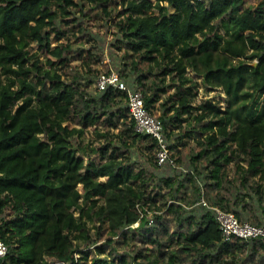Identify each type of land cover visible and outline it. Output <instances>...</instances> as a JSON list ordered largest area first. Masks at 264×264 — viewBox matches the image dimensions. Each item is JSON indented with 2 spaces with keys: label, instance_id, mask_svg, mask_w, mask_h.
<instances>
[{
  "label": "trees",
  "instance_id": "obj_1",
  "mask_svg": "<svg viewBox=\"0 0 264 264\" xmlns=\"http://www.w3.org/2000/svg\"><path fill=\"white\" fill-rule=\"evenodd\" d=\"M246 3L0 0V236L8 247L0 264H131L111 252L131 236L155 247L137 249L132 262L264 264L261 240H224L210 207L264 224L253 210L256 201L264 213V101L252 105L264 92V0ZM87 10L106 23L115 16L113 43L133 54L116 72L158 112L176 165L157 163L156 141L135 130L125 92L93 94L80 76H64L70 34L84 30ZM199 77L221 88L224 107L194 102ZM94 124L97 146L82 138ZM186 138L190 151L176 156Z\"/></svg>",
  "mask_w": 264,
  "mask_h": 264
},
{
  "label": "rangeland",
  "instance_id": "obj_2",
  "mask_svg": "<svg viewBox=\"0 0 264 264\" xmlns=\"http://www.w3.org/2000/svg\"><path fill=\"white\" fill-rule=\"evenodd\" d=\"M258 0H247L246 5H254L257 3ZM172 9V8H170ZM88 13L84 17H81L82 26H84V30L79 33L77 29L75 28L74 33L70 34V42L73 44V48L70 52V56L72 57L71 61L69 62L68 66L64 69L67 73L64 76L68 77L69 79L73 75L80 76V81L83 85H87V89L90 93H97V90H99L96 87V81L98 77L107 71L114 70L117 71V69H121L124 64H128L131 59L133 58V54L129 51L127 47H121L117 48L115 44L113 43L115 35L113 34V31L116 30L115 26L113 25V22L115 20V16L108 21L105 22L104 18L101 14H99V10H87ZM78 15V13H77ZM63 27V26H62ZM78 33V34H77ZM78 36V38H75V36ZM67 37L62 38L61 41H66ZM120 44V43H118ZM31 50L35 51L37 49V44L32 43L31 44ZM88 53H91L93 57L89 59ZM76 55V56H75ZM73 57H76L73 59ZM85 59V60H84ZM86 64H89V67H87ZM142 66L145 67L146 64L142 63ZM91 72H88L89 70ZM88 70V71H87ZM98 74L99 76H94ZM93 77V82L87 84V81L89 78L91 79ZM198 84H199V93L194 100L195 103L204 102L207 100H212L214 102H217L222 105V107L225 106V94L221 90V88L216 87L212 88L209 86L204 85L202 82V79L199 77L197 78ZM172 91V90H171ZM264 101V92L258 91L256 92V95L252 101L253 109L259 110L261 105ZM154 114L158 115V112H154ZM73 125H77L74 121L72 123ZM78 126V125H77ZM96 124L91 125L85 129L83 140L87 145L97 146L103 138L96 133ZM124 127V124H121L119 128ZM97 128L101 131H103V125L98 123ZM112 131L116 132V129L111 128ZM193 136H197V133H195ZM184 146L180 145L177 147V149H174L175 155L178 156L180 154L187 155L189 150V145H193L194 140L192 139H185ZM169 142V141H168ZM170 143V142H169ZM197 148H192L191 151H196ZM138 152L137 149H135L136 155ZM90 156L95 160H101V155L99 153H91ZM183 157V156H182ZM137 158V155H136ZM142 159V158H141ZM187 162V160H185ZM229 170L231 174H233L234 167L230 165ZM257 179V177H256ZM261 182V187L264 190V176L260 179H258ZM243 191H246L244 188ZM250 191V189H248ZM264 201V199H263ZM253 210L257 215L262 216L261 219L264 222V213L261 212V207H258V203L256 201L253 202ZM264 203V202H263ZM150 215V214H148ZM152 216V213H151ZM166 228L169 231H173L175 229V226L170 222L167 223ZM162 234V233H161ZM162 239L167 236L163 235L161 236ZM165 240V239H163ZM115 249H112L111 252L114 254H125L128 256V260L131 263H137L141 262L145 264L142 258H138L134 260L135 262H132V256L135 254L136 250L139 248L145 249L147 252H151V248H154L152 244L143 243L138 236L129 238L127 242H119L116 243ZM113 246V247H114ZM170 249H175L178 247V244L174 243ZM147 249V250H146ZM153 253V252H152ZM156 253V252H155ZM160 264H165L167 261V258L161 259ZM89 263V262H87ZM177 264H190V258L186 257L181 261V263Z\"/></svg>",
  "mask_w": 264,
  "mask_h": 264
},
{
  "label": "built area",
  "instance_id": "obj_3",
  "mask_svg": "<svg viewBox=\"0 0 264 264\" xmlns=\"http://www.w3.org/2000/svg\"><path fill=\"white\" fill-rule=\"evenodd\" d=\"M96 87L100 90L111 87L125 92L129 116L134 120L135 130L142 134H148L156 141L155 155L157 163L169 162L172 165H176L163 129V123L158 115L150 112L145 107L140 90L128 86L124 79L114 70L102 73L96 81ZM201 201L205 202L203 197ZM137 207H141V205L138 204ZM210 207L214 211L215 221L218 223L224 240L259 238L264 255V224L258 225L249 221H240L232 212L225 211L217 206ZM138 210L140 217L146 214L145 216L149 218V222H153V217L151 216V213L154 212L153 210H147L146 207L138 208ZM137 224L138 222L134 223V225ZM7 251L8 247L0 236V261L6 256Z\"/></svg>",
  "mask_w": 264,
  "mask_h": 264
}]
</instances>
